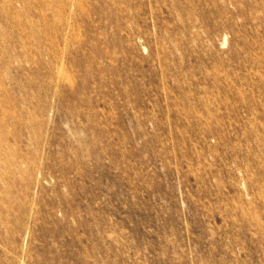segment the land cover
Instances as JSON below:
<instances>
[{
  "label": "rangeland",
  "instance_id": "rangeland-1",
  "mask_svg": "<svg viewBox=\"0 0 264 264\" xmlns=\"http://www.w3.org/2000/svg\"><path fill=\"white\" fill-rule=\"evenodd\" d=\"M0 264H264V0H0Z\"/></svg>",
  "mask_w": 264,
  "mask_h": 264
}]
</instances>
